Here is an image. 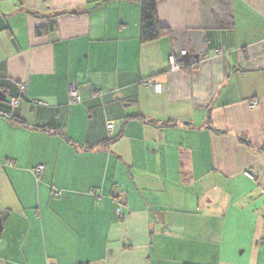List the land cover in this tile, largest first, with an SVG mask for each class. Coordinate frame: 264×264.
I'll use <instances>...</instances> for the list:
<instances>
[{
	"label": "crops",
	"instance_id": "crops-1",
	"mask_svg": "<svg viewBox=\"0 0 264 264\" xmlns=\"http://www.w3.org/2000/svg\"><path fill=\"white\" fill-rule=\"evenodd\" d=\"M156 11L0 0V264H264V0Z\"/></svg>",
	"mask_w": 264,
	"mask_h": 264
},
{
	"label": "built area",
	"instance_id": "built-area-1",
	"mask_svg": "<svg viewBox=\"0 0 264 264\" xmlns=\"http://www.w3.org/2000/svg\"><path fill=\"white\" fill-rule=\"evenodd\" d=\"M214 53L215 54H221L222 53V50L216 48V49H214ZM185 54H186V51L185 50H181L179 52V54H175V53L169 54L168 61H169L170 68L172 70H175V69L180 68ZM204 57H205V55H204ZM143 84L145 86L152 87V88H154L155 90H158V91H161V89H162V85L159 84V83H155L151 78L144 79L143 80ZM25 90H26V84L25 83H21L19 85V91H20V93H24ZM68 96H69L70 103H75L79 99L77 89L72 84H70L68 86ZM19 103H20V96L11 98L10 99V102H9L11 108L17 106ZM35 104L46 105V102L40 101V100H36L35 101ZM249 105H250V107H255L257 105V102L256 101H251ZM0 115H3V116H11L12 113L11 112H5V111L0 110ZM106 127H107V130L109 132V135L111 136V134H112L111 132H112L113 127H114L113 122H108ZM43 169H44V166L42 164H37L36 166H34L32 168V172L36 176V179L37 180L40 179V175H41ZM245 174L247 176H249L250 178H252V179L255 178V174L252 171H246ZM55 193L58 194L59 191L56 189L55 190Z\"/></svg>",
	"mask_w": 264,
	"mask_h": 264
},
{
	"label": "trees",
	"instance_id": "trees-1",
	"mask_svg": "<svg viewBox=\"0 0 264 264\" xmlns=\"http://www.w3.org/2000/svg\"><path fill=\"white\" fill-rule=\"evenodd\" d=\"M140 1V40L141 42H148L158 39L163 34L167 33V28L161 26L158 22L156 3L158 0H139ZM49 29L52 24L50 23ZM48 29L43 26L35 28L36 35L46 33ZM12 116V115H11Z\"/></svg>",
	"mask_w": 264,
	"mask_h": 264
},
{
	"label": "water",
	"instance_id": "water-1",
	"mask_svg": "<svg viewBox=\"0 0 264 264\" xmlns=\"http://www.w3.org/2000/svg\"><path fill=\"white\" fill-rule=\"evenodd\" d=\"M5 99V94L3 91L0 90V101H3ZM2 229V224H1V217H0V231Z\"/></svg>",
	"mask_w": 264,
	"mask_h": 264
},
{
	"label": "rangeland",
	"instance_id": "rangeland-1",
	"mask_svg": "<svg viewBox=\"0 0 264 264\" xmlns=\"http://www.w3.org/2000/svg\"><path fill=\"white\" fill-rule=\"evenodd\" d=\"M245 258H242V260H244Z\"/></svg>",
	"mask_w": 264,
	"mask_h": 264
}]
</instances>
